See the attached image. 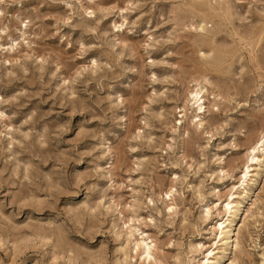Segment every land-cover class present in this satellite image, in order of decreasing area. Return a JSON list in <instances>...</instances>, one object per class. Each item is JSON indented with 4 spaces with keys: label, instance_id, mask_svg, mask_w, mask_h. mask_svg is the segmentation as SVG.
<instances>
[{
    "label": "rangeland",
    "instance_id": "374dc122",
    "mask_svg": "<svg viewBox=\"0 0 264 264\" xmlns=\"http://www.w3.org/2000/svg\"><path fill=\"white\" fill-rule=\"evenodd\" d=\"M263 142L264 0H0V264H264Z\"/></svg>",
    "mask_w": 264,
    "mask_h": 264
},
{
    "label": "bare ground",
    "instance_id": "6f19581e",
    "mask_svg": "<svg viewBox=\"0 0 264 264\" xmlns=\"http://www.w3.org/2000/svg\"><path fill=\"white\" fill-rule=\"evenodd\" d=\"M201 94H202V89L201 88H199V89H196L192 94H191V99L194 101V103H199L200 101H201V99H202V96H201ZM202 105H203V102L202 103H200L199 105H198V110H199V113H204V108L202 107ZM199 125H201V124H199ZM264 143V142H263ZM254 150H255V148L254 149H252V153L254 152ZM249 161H251V162H253L254 161V157H252V158H250L249 159ZM248 169H249V167H246V171H248ZM259 174V173H258ZM245 173H244V177H245ZM231 199V198H230ZM233 203V200H230V201H228L225 205H224V212H225V214H228V213H230V208H232L231 207V204ZM235 211H234V215H235V213H238L239 212V209H240V204L238 205V207L236 208L235 207ZM244 209V208H243ZM232 213H233V211H232ZM232 215V214H231ZM236 216H234V218H235ZM218 227L219 228H222V224L220 223V224H218ZM232 227V226H231ZM218 230V229H217ZM235 230V229H234ZM220 231V230H219ZM226 231V232H225ZM224 231V233H225V237H223L224 238V244L225 245H231L232 243H233V233H232V229L229 227V229H227V230H225ZM220 232H222V231H220ZM220 237V236H219ZM138 244H139V242H137ZM142 244V243H141ZM144 245V248H143V250H142V254L143 255H145L146 257L145 258H149V251H150V248L148 247V245L147 244H143ZM139 246V245H138ZM211 254V253H210ZM206 263V262H205ZM215 264V263H214ZM216 264H219V263H216Z\"/></svg>",
    "mask_w": 264,
    "mask_h": 264
}]
</instances>
